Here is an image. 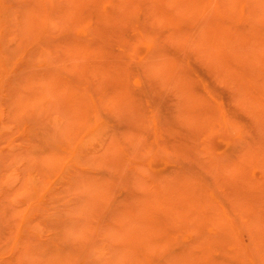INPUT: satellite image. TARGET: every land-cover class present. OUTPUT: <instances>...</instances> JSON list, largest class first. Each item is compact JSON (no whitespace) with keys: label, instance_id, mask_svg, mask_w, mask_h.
<instances>
[{"label":"rangeland","instance_id":"obj_1","mask_svg":"<svg viewBox=\"0 0 264 264\" xmlns=\"http://www.w3.org/2000/svg\"><path fill=\"white\" fill-rule=\"evenodd\" d=\"M0 264H264V0H0Z\"/></svg>","mask_w":264,"mask_h":264}]
</instances>
